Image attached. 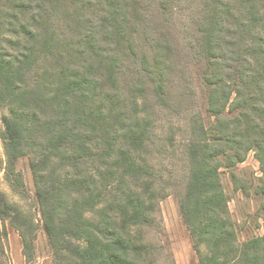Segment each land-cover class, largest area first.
Listing matches in <instances>:
<instances>
[{
  "label": "trees",
  "instance_id": "1",
  "mask_svg": "<svg viewBox=\"0 0 264 264\" xmlns=\"http://www.w3.org/2000/svg\"><path fill=\"white\" fill-rule=\"evenodd\" d=\"M5 1L0 5V15L6 14L0 20V71L11 84L0 85V101L8 109L0 132L4 172L12 190L28 197L15 166L16 159L28 155L40 223L1 191L0 220L18 231L27 264L40 226L57 264H159L144 230L158 225L159 201L168 188L157 184L147 149L149 144L159 150L172 147L175 137L167 145L149 140L152 118L143 114L137 98L127 102L113 82L133 48L143 13L140 1ZM70 14L72 23L61 28L59 21ZM49 22L58 29L36 63L37 29ZM98 26L109 31L101 32L100 40ZM196 26L198 45L209 55L208 110L214 123L204 124L198 112L189 123L182 151L188 188L179 196L180 209L196 251L201 253L200 241L208 248L207 255L200 254L201 264H264V234L236 240L219 172L222 163L232 168L250 150L264 171V0H200ZM3 32L12 36L5 40ZM156 32L147 37L162 69L169 66L171 46ZM106 41L113 45L111 56L99 46ZM107 58L110 90L95 60L106 64ZM31 73L35 80L25 78ZM133 88L140 90L136 84ZM228 104L236 115H223ZM196 162L202 179L193 189ZM231 179L236 184L233 172ZM197 196L202 212L195 222L191 206ZM3 235L0 230V264H10Z\"/></svg>",
  "mask_w": 264,
  "mask_h": 264
},
{
  "label": "rangeland",
  "instance_id": "2",
  "mask_svg": "<svg viewBox=\"0 0 264 264\" xmlns=\"http://www.w3.org/2000/svg\"><path fill=\"white\" fill-rule=\"evenodd\" d=\"M139 1L143 7V13L132 43L133 48L127 50L117 74H114L116 80L113 82L124 92L125 96H122L127 102L137 98L143 114L152 118L153 137L149 136V140H153L158 145L160 142L167 145L166 142L174 136L176 142L172 147L167 146L166 149L162 147L161 151L157 145L152 144H149V149H147L149 150L148 158L155 166L154 178L159 179L156 181L157 184L166 186L168 189L166 195L159 201L158 225L145 229L144 236L157 248L159 264H201L200 254L201 257L207 255L208 248L205 247L203 241H200L198 247L201 253L196 251L191 231L186 225L179 205V196L188 188L187 171H183L185 165L182 151L183 144L189 136V123L192 117L195 118L197 112L202 116L204 124L214 123V117L208 110L209 55L204 48L198 45L199 34L196 19L199 15L200 0ZM6 2L0 0V5ZM3 10L7 12V9ZM3 17H6L5 13H1L0 20ZM71 17V14L66 15L63 21H59L60 27L65 28V24H71ZM92 19L96 21L95 18ZM53 25L54 23L49 22L39 31L37 29L38 39L34 42L36 63L38 62L37 57L48 50L52 37L58 29V26L53 27ZM95 25H97L96 22ZM96 29L97 40L101 39V32L106 34L109 32L102 30L99 26ZM157 30L161 31L162 37L171 46L169 66L166 65L162 69L156 63V57L147 37L158 36ZM72 33H75L74 29ZM2 34L6 37L5 40L12 36L4 32ZM70 39L71 37L67 38V41L69 42ZM3 44L6 49L11 50V45L8 48L5 41ZM100 45L108 51L109 56L112 55L113 45L110 41L102 42ZM83 46V44L80 45V47ZM72 58L73 56H70L66 58V61ZM6 59L9 58L6 57ZM95 60L98 66L102 65L100 78L104 77V86L110 90L112 78L107 76L112 70L111 59L107 58L106 64L98 59ZM27 77L30 81L33 78L35 80V75L33 76L32 73L27 74L25 78ZM16 78L18 81L20 78L18 74ZM2 83L8 86L11 84L3 70L0 71V85ZM134 84L138 85L140 90L134 89ZM7 113V106L0 101V132L3 128V116ZM237 113L238 110H232L229 104L223 111L224 116H233ZM5 166L6 155L0 137V191L27 214L35 216V221L40 223V214L34 196L35 184L28 155L21 156L15 161L16 169L21 172L25 189L29 194L26 198H22L12 190L5 176ZM193 170L196 172L193 189H197L202 179L199 162L194 164ZM219 172L228 211L234 222L236 240L244 242L263 235L264 171L254 151L250 150L245 159L232 168L222 163ZM232 172L237 175L236 184L231 179ZM201 202L198 196L197 199L193 198L194 205L191 206L193 208L191 213L195 222L201 219ZM0 230L4 234V245L10 264H27L18 231L5 220H0ZM30 264H57L52 245L41 226L37 230L34 255Z\"/></svg>",
  "mask_w": 264,
  "mask_h": 264
}]
</instances>
